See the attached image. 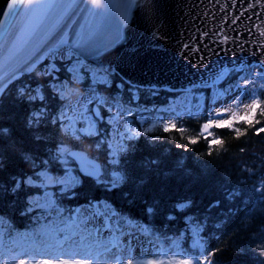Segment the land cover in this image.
Instances as JSON below:
<instances>
[{
  "label": "trees",
  "instance_id": "obj_1",
  "mask_svg": "<svg viewBox=\"0 0 264 264\" xmlns=\"http://www.w3.org/2000/svg\"><path fill=\"white\" fill-rule=\"evenodd\" d=\"M48 64L49 74L24 76L0 101V129H7L6 134L0 132V214L14 222L17 233L35 225L27 210L40 187L26 179L36 177L47 161L59 165L53 156L64 146L91 151L94 142L108 139L103 130L109 114L98 120V135L79 131L76 137L64 128V81L75 89L98 85L107 93L122 84V101L133 104L129 117L137 130L117 153L116 168L123 180L115 184L82 175L73 195L62 193L60 201L67 207L76 202L113 203L124 216L152 226L185 257L205 253L213 264H264V131H258L264 128L263 91L251 119L214 128L213 140L203 132L204 114H178L172 128L158 125L143 131L137 117L147 108L170 103V91L132 86L116 72L109 73L110 86L95 83L89 74L76 83L72 60ZM233 74L235 78L239 72ZM40 113V123L29 127L28 117ZM29 155L35 163L25 158Z\"/></svg>",
  "mask_w": 264,
  "mask_h": 264
},
{
  "label": "water",
  "instance_id": "obj_2",
  "mask_svg": "<svg viewBox=\"0 0 264 264\" xmlns=\"http://www.w3.org/2000/svg\"><path fill=\"white\" fill-rule=\"evenodd\" d=\"M0 0V93L53 50L71 46L129 82L211 86L232 68L264 66V0ZM83 172L101 164L70 152Z\"/></svg>",
  "mask_w": 264,
  "mask_h": 264
},
{
  "label": "rangeland",
  "instance_id": "obj_3",
  "mask_svg": "<svg viewBox=\"0 0 264 264\" xmlns=\"http://www.w3.org/2000/svg\"><path fill=\"white\" fill-rule=\"evenodd\" d=\"M73 51L66 49L60 51L58 55L64 58H70L73 55ZM82 67L81 61L74 63L75 75L73 77L76 81H81L80 68ZM89 73L93 79H100L101 81L109 82L104 72H100L99 69L94 67H88ZM264 84V72H261L260 68H248L244 70L242 77L237 81L231 79L224 86L212 87V93L210 95L208 103V124L210 127L215 125H221L222 121L239 120L245 116L250 117V113L253 109L252 105L256 103V91ZM70 99L69 104L64 109V125L68 127L72 132H76L81 126L85 127L86 132H95L96 126L92 116V112H88V105L94 103V108H97L98 116L101 117L104 111L111 113V129L109 132L110 141L115 142L116 148L119 150L124 147V140L129 138L133 133V128L128 119V113L132 110V107L128 103H123L120 97V91L113 94H106L96 91V88L86 89L85 91L78 93L69 90ZM205 93H193V90H185L177 92L175 99L173 100V107L168 109V112L156 113L150 112L143 121L144 129H149L157 123H162L165 127H171L174 124V114L172 110L180 112H194L200 113L204 106L203 95ZM196 99V100H195ZM195 102H194V101ZM160 111L162 110L159 108ZM166 111V110H165ZM209 135L212 136L211 133ZM109 145V143H108ZM97 149L99 145L95 146ZM66 149L64 150V152ZM111 159L109 158L108 161ZM66 164L68 172L59 178L58 183H69L67 188H71L75 183V177L71 173L72 164L69 157L63 159ZM115 173V172H114ZM112 177L117 181H120V175H114ZM43 178V175L41 173ZM44 181L48 184H52L56 181L48 173H44ZM35 203L42 209L47 211V215L58 217V213L51 206V195L48 192H44L41 196L37 197ZM41 209V210H42ZM81 209H85L87 213L93 218H99V225L97 227L85 228L89 230L92 236L95 238L93 242L94 251L99 250L105 244L99 242L97 236L101 232L107 240H109L108 255L113 256V260L100 264H146L144 261L158 258L163 251L161 250V243L157 236V232L149 231V233L136 232L131 233L126 229L123 235L119 238L113 237L116 234L114 228L109 224L108 217L109 209L107 207H100L97 204L92 206L90 204H81L74 209L71 221L69 223H62V217L54 218L53 221H57V225L53 227L54 236L47 237L43 240L26 243V246H22V243L16 241L11 242L8 247L0 245V264H98V257L95 254L92 255V259L79 258L75 256L71 249V243H65L67 240V234L78 230V225H82L86 220V216H83L80 212ZM143 228V226H140ZM84 232L83 228H80ZM144 231H148L145 229ZM97 232V234H96ZM1 237V228H0ZM108 237V238H107ZM75 237L72 236L71 239ZM123 238V239H122ZM133 241L135 239H144L149 245L147 252L143 254H135L132 247H127L126 241ZM112 240V241H111ZM123 241V244H121ZM107 245V243H106ZM123 245V246H122ZM262 246V244H260ZM170 255L172 261L169 264H193L196 262L195 258H185L177 256L170 247ZM130 253V255H128ZM198 264V263H197Z\"/></svg>",
  "mask_w": 264,
  "mask_h": 264
},
{
  "label": "bare ground",
  "instance_id": "obj_4",
  "mask_svg": "<svg viewBox=\"0 0 264 264\" xmlns=\"http://www.w3.org/2000/svg\"><path fill=\"white\" fill-rule=\"evenodd\" d=\"M80 212L83 216H86V220L82 225H78V230H75L74 232H70L67 235V240L65 243H71V249L73 250V253L75 256H78L80 259L85 258L92 259V255L95 254V256L98 257V264L100 263H106L110 260H113L112 255H108V246L109 241L103 236V234L100 232L97 236V239L99 242H102V244H105L102 246L99 250H95L93 246L91 247L90 244L93 242L95 243V238L92 236L91 232L89 230H85V228L90 227H97L99 225V218H93L92 216L85 211V209H81ZM80 228H83L84 232L80 230ZM97 234V232H96ZM74 236V239H71V237ZM107 243V245H106ZM111 245V244H110ZM127 247H132L134 249L135 254H143L148 251L149 245L144 239H135L133 241L126 240ZM130 255V253H128Z\"/></svg>",
  "mask_w": 264,
  "mask_h": 264
},
{
  "label": "snow or ice",
  "instance_id": "obj_5",
  "mask_svg": "<svg viewBox=\"0 0 264 264\" xmlns=\"http://www.w3.org/2000/svg\"><path fill=\"white\" fill-rule=\"evenodd\" d=\"M29 3H31V0H29ZM91 3H92L93 6H95V7H99L98 0H91ZM20 95H21V96H24V90H23V89L20 90ZM26 98L29 99V100L32 99L31 96H28V97H26ZM252 107H253V108L256 107V103H255V102L253 103ZM42 115H43V113H40V114H38V115H30V116L28 117V121H27L28 126H29V127H33V126H35V125H38V124L40 123V116H42ZM242 119L247 120L248 117L245 116V117H243ZM230 123H231V121H228V120H226V121H222V123H221L220 126L223 127L225 124H230ZM258 131H264V128L259 129ZM0 132H3V133L6 134V133H7V129H0ZM25 158L28 159L27 156H25Z\"/></svg>",
  "mask_w": 264,
  "mask_h": 264
}]
</instances>
